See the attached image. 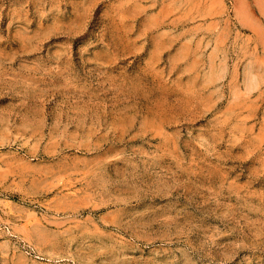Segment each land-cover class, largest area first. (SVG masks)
Instances as JSON below:
<instances>
[{
  "label": "rangeland",
  "instance_id": "374dc122",
  "mask_svg": "<svg viewBox=\"0 0 264 264\" xmlns=\"http://www.w3.org/2000/svg\"><path fill=\"white\" fill-rule=\"evenodd\" d=\"M0 264H264V0H0Z\"/></svg>",
  "mask_w": 264,
  "mask_h": 264
}]
</instances>
